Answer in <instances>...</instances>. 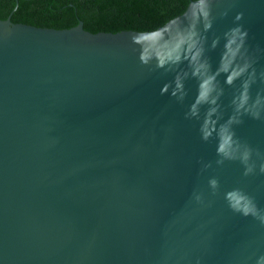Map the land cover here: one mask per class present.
<instances>
[{
  "label": "water",
  "instance_id": "95a60500",
  "mask_svg": "<svg viewBox=\"0 0 264 264\" xmlns=\"http://www.w3.org/2000/svg\"><path fill=\"white\" fill-rule=\"evenodd\" d=\"M239 12L255 56V98L264 95V0H215L208 44ZM172 18L149 30L95 32L82 20L56 28L0 18V264H256L264 255V225L225 199L242 189L264 209V112L232 125L252 149L253 173L245 176L239 159L218 163L215 133L204 141L199 132L204 108L201 120L185 116L197 81L185 82L183 102L161 95L174 74L141 65L129 40ZM165 36L154 49L161 54L186 40L175 29ZM223 43L207 55L227 72ZM218 79L219 125L233 114L240 81Z\"/></svg>",
  "mask_w": 264,
  "mask_h": 264
},
{
  "label": "clouds",
  "instance_id": "9594fccd",
  "mask_svg": "<svg viewBox=\"0 0 264 264\" xmlns=\"http://www.w3.org/2000/svg\"><path fill=\"white\" fill-rule=\"evenodd\" d=\"M215 0H192L186 12L176 18H172L160 29L151 31L130 32V43L137 46L138 60L141 65L148 67L150 71L163 70L165 74L173 73V79L163 84L160 94H170L171 97L183 102L187 95L185 82L189 79L197 81V95L189 105L185 114L186 118L201 120V109L204 108L203 118L200 123L199 132L201 139L208 141L215 137L218 141L217 155L223 160L239 159L245 166L244 175L253 173L255 164L250 163L252 149L242 145L235 138L232 128L234 124L242 123V114H248L253 119H260L264 112V95L257 93L255 98L250 94L252 84L257 81V71L253 66L255 56L250 53L247 44L248 31L239 23L244 14L239 12L235 15L232 27L228 28L222 35H213L210 45L208 44V33L212 30L215 17L213 16V4ZM227 16V12L221 14ZM175 29L186 37L185 42L179 48L168 54H161L159 50H154L157 42L167 39L166 30ZM224 41L221 53V63L225 54H230L232 59L231 70L225 72L220 65L215 70L212 68L209 50H216ZM182 65H186L182 67ZM225 76L224 83L228 86L235 85L240 81L237 89L238 94H234L232 99L233 114L225 123L219 124L221 119L220 97L224 94L218 77ZM259 79L264 81V71L260 72ZM244 98L245 102H250L249 106L238 104L237 100ZM206 106V107H205ZM215 117V118H214ZM227 132V135L224 133ZM227 147V152H226ZM260 156V153H256ZM264 159V158H262ZM209 165H205L208 167ZM259 170L264 173V162L260 163ZM209 185L215 190L218 188V181L213 178L209 180ZM197 202H201L200 195H196ZM225 199L230 209L244 217L251 216L264 225V209L259 208L254 198L246 194L242 189H233L225 194ZM199 264V262H197ZM256 264H264V255L256 260Z\"/></svg>",
  "mask_w": 264,
  "mask_h": 264
},
{
  "label": "trees",
  "instance_id": "16d2710c",
  "mask_svg": "<svg viewBox=\"0 0 264 264\" xmlns=\"http://www.w3.org/2000/svg\"><path fill=\"white\" fill-rule=\"evenodd\" d=\"M190 0H0V18L37 26L89 31L149 30L179 14ZM15 6V8H14Z\"/></svg>",
  "mask_w": 264,
  "mask_h": 264
}]
</instances>
